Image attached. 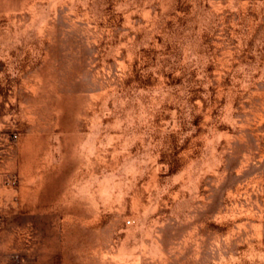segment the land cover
<instances>
[{"label":"clouds","instance_id":"1","mask_svg":"<svg viewBox=\"0 0 264 264\" xmlns=\"http://www.w3.org/2000/svg\"><path fill=\"white\" fill-rule=\"evenodd\" d=\"M0 264H264V0H0Z\"/></svg>","mask_w":264,"mask_h":264}]
</instances>
